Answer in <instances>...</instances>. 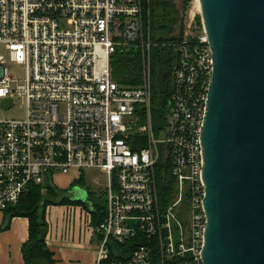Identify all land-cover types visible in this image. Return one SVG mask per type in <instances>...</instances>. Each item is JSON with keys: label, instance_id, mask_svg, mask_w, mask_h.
<instances>
[{"label": "built area", "instance_id": "obj_1", "mask_svg": "<svg viewBox=\"0 0 264 264\" xmlns=\"http://www.w3.org/2000/svg\"><path fill=\"white\" fill-rule=\"evenodd\" d=\"M152 1L0 0V105H27L24 119L0 118V209L33 186L56 185L58 174L107 173L95 264H202L212 50L204 24L192 32L191 14L184 36L172 34V92L155 121ZM119 51L139 53L141 84L115 77Z\"/></svg>", "mask_w": 264, "mask_h": 264}, {"label": "water", "instance_id": "obj_2", "mask_svg": "<svg viewBox=\"0 0 264 264\" xmlns=\"http://www.w3.org/2000/svg\"><path fill=\"white\" fill-rule=\"evenodd\" d=\"M200 6L213 57L201 130L202 264H264V0Z\"/></svg>", "mask_w": 264, "mask_h": 264}, {"label": "trees", "instance_id": "obj_3", "mask_svg": "<svg viewBox=\"0 0 264 264\" xmlns=\"http://www.w3.org/2000/svg\"><path fill=\"white\" fill-rule=\"evenodd\" d=\"M160 8L159 12H155ZM174 8L168 0H153L152 1V25L154 30L159 31L163 35H168L174 30V24L177 19L174 18ZM154 40V38H153ZM155 42V40H154ZM176 40L172 38H159L158 43L153 49L154 56V118L163 121L166 115V108L169 97L172 92L173 80V65L175 57V49L173 43ZM114 74L115 77L123 84L137 86L142 82V63L139 53L119 51L114 59ZM160 179L167 176L169 166L164 165L159 168ZM81 183L82 180L80 179ZM162 182V181H161ZM166 191H170L169 182L164 183ZM62 193L63 190L59 187L47 183L45 186H33L31 190L25 194L21 200L10 205L4 210L6 218L0 230L7 228L11 219L15 216L27 217L30 221L29 239L23 246V255L26 264H58L54 259L53 252L46 244V207L49 204H62L70 202ZM75 202V201H73ZM106 205L96 204V216L99 221L103 219Z\"/></svg>", "mask_w": 264, "mask_h": 264}, {"label": "crops", "instance_id": "obj_4", "mask_svg": "<svg viewBox=\"0 0 264 264\" xmlns=\"http://www.w3.org/2000/svg\"><path fill=\"white\" fill-rule=\"evenodd\" d=\"M62 176L71 186L80 184V179L84 183L87 178L84 174L80 177L76 173L58 174L55 186L59 187L57 178L61 180ZM106 184L95 189L89 187L87 195L73 192L72 197L66 196L72 201L46 207V244L58 264H95L93 242L100 233L95 211L98 202L107 205ZM5 218L4 210L0 209V226ZM29 226L27 217L15 216L7 228L0 230V264H26L23 246L29 239Z\"/></svg>", "mask_w": 264, "mask_h": 264}, {"label": "rangeland", "instance_id": "obj_5", "mask_svg": "<svg viewBox=\"0 0 264 264\" xmlns=\"http://www.w3.org/2000/svg\"><path fill=\"white\" fill-rule=\"evenodd\" d=\"M168 2L171 4V7L174 8V18L177 19L176 24H174V30L172 33L168 35H163L159 31L154 30V26L151 24V32L153 34V38L155 40V43H158L160 37L164 38H172L173 33H179L181 37L184 36V31L186 27V23L189 20L190 15L194 16V26L192 32L195 34V36H199L203 33V19L201 15V11L197 7V1L196 0H168ZM160 8L156 9L155 6V12H159ZM153 21V19H151ZM191 32V34H192ZM5 52L4 48L0 45V53ZM24 73V67L22 66H12L11 67V74L15 77H22ZM27 116V105L26 101L22 99H18L14 106L11 108L0 110V118L5 119H24ZM84 175L87 176L84 183H80L74 186H71L69 184L68 180L66 181L62 176V179L60 180L57 178V184L58 186L63 190L64 193H62L64 196H71L73 195V192H80L81 194L87 195V189L91 187L92 189L98 188L103 183L107 182V173L99 170V169H92V170H85ZM95 181H98L100 183H96ZM170 194V201L173 202V200L176 198V194ZM50 208V207H48ZM183 212L186 214V208L181 211V215L184 216Z\"/></svg>", "mask_w": 264, "mask_h": 264}, {"label": "bare ground", "instance_id": "obj_6", "mask_svg": "<svg viewBox=\"0 0 264 264\" xmlns=\"http://www.w3.org/2000/svg\"><path fill=\"white\" fill-rule=\"evenodd\" d=\"M196 1H197V7H198V9L201 11L200 0H196Z\"/></svg>", "mask_w": 264, "mask_h": 264}]
</instances>
